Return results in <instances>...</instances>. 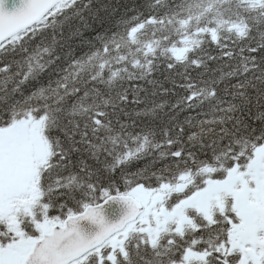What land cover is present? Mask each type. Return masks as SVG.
I'll use <instances>...</instances> for the list:
<instances>
[{
  "label": "snow or ice",
  "instance_id": "obj_1",
  "mask_svg": "<svg viewBox=\"0 0 264 264\" xmlns=\"http://www.w3.org/2000/svg\"><path fill=\"white\" fill-rule=\"evenodd\" d=\"M77 3L0 0V53L36 45L0 61V264H264V0H147L50 71Z\"/></svg>",
  "mask_w": 264,
  "mask_h": 264
},
{
  "label": "trees",
  "instance_id": "obj_2",
  "mask_svg": "<svg viewBox=\"0 0 264 264\" xmlns=\"http://www.w3.org/2000/svg\"><path fill=\"white\" fill-rule=\"evenodd\" d=\"M146 3L147 0H78L73 10L61 15L49 28L42 42L50 55L59 57L50 71L58 66H66L71 60L88 52L93 45L99 43L98 36L111 35L124 21L139 13L146 15ZM35 47L33 44L27 53L20 51L18 47L14 51L0 53V61L10 63L15 71L16 62L31 54ZM169 99L174 101V98Z\"/></svg>",
  "mask_w": 264,
  "mask_h": 264
},
{
  "label": "water",
  "instance_id": "obj_3",
  "mask_svg": "<svg viewBox=\"0 0 264 264\" xmlns=\"http://www.w3.org/2000/svg\"><path fill=\"white\" fill-rule=\"evenodd\" d=\"M20 6V0H5L4 7L7 11H13L14 8ZM115 205L112 206V209H115Z\"/></svg>",
  "mask_w": 264,
  "mask_h": 264
}]
</instances>
